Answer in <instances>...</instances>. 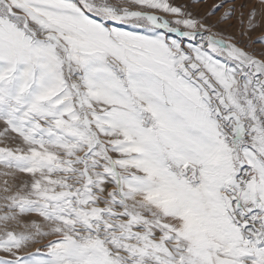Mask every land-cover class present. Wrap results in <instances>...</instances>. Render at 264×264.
<instances>
[{"label":"snow or ice","instance_id":"6c2138e0","mask_svg":"<svg viewBox=\"0 0 264 264\" xmlns=\"http://www.w3.org/2000/svg\"><path fill=\"white\" fill-rule=\"evenodd\" d=\"M0 264H264V0H0Z\"/></svg>","mask_w":264,"mask_h":264},{"label":"rangeland","instance_id":"374dc122","mask_svg":"<svg viewBox=\"0 0 264 264\" xmlns=\"http://www.w3.org/2000/svg\"><path fill=\"white\" fill-rule=\"evenodd\" d=\"M174 2L179 4V3L184 2V0H174ZM214 2H215V0H207L208 4H211V3H214Z\"/></svg>","mask_w":264,"mask_h":264}]
</instances>
